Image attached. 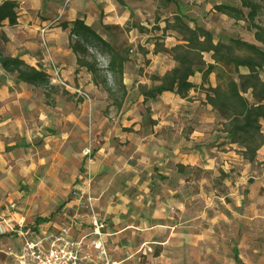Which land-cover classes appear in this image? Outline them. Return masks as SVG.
Segmentation results:
<instances>
[{
	"label": "crops",
	"instance_id": "1",
	"mask_svg": "<svg viewBox=\"0 0 264 264\" xmlns=\"http://www.w3.org/2000/svg\"><path fill=\"white\" fill-rule=\"evenodd\" d=\"M109 3L102 19L96 10L85 13L79 4L69 3L65 15L59 10L58 15L37 20L36 13L44 8L33 0H19L17 25L10 27L6 21L0 27L8 36L0 44L7 55H19L51 77L44 49L33 39L25 41L48 26L50 48L66 80L64 86L57 85L66 98L53 107L43 90L40 93L38 87L16 78L12 82L7 77L14 75L0 67V206L5 194L22 195L24 184H32L42 200L46 196L42 192L79 185L90 173L95 210L109 224L108 251L120 264H137L138 255L149 254L152 248L161 252L151 256L153 260L190 262L191 254L183 256L193 245L199 251L193 256L195 264H264V191L257 182L248 183V173L256 172L264 146L255 162L247 160L241 148L229 142L224 120L206 103V93L190 99L196 88L182 98L167 91L147 99L139 91L128 101L132 84L152 89L157 82L139 75L130 82L125 68L127 92L116 115L117 103L93 73L83 67L76 72L77 55L61 22L80 17L88 25L121 27L129 20L127 7L118 0ZM15 32H21L22 42L11 48ZM177 66L174 60L159 75ZM194 79L197 88L202 85ZM78 89L89 92L91 100ZM85 148H90L91 156L84 154ZM217 178L222 180L219 186ZM11 202L19 203L13 198ZM70 203L75 205L73 199ZM9 207L0 211V221L8 216L26 219L23 205L16 206L20 212H9ZM41 226L54 225L50 220ZM0 240L17 247L22 243L17 234ZM206 245L213 249L207 251Z\"/></svg>",
	"mask_w": 264,
	"mask_h": 264
},
{
	"label": "trees",
	"instance_id": "2",
	"mask_svg": "<svg viewBox=\"0 0 264 264\" xmlns=\"http://www.w3.org/2000/svg\"><path fill=\"white\" fill-rule=\"evenodd\" d=\"M167 4L175 0H163ZM123 3L124 0H118ZM240 4L223 3L215 5L221 14H226L235 20L247 18L256 30L254 37L258 43H249L242 39L229 38L228 41L217 40L212 30L198 24L191 28L181 16L174 23H169L168 28L179 32L180 43L166 47L179 66L173 67L161 76L153 74L152 79L157 83L152 89L140 85L139 91L147 98H156L167 91L186 97L191 90L196 88L192 78L197 72L204 74V80L215 72L216 84L206 90V103L212 105L219 118L224 120L223 131L227 133L230 143L240 147L243 156L255 162L257 153L264 146V24L257 23L256 19L264 18V0H240ZM19 0H2L0 3V27L8 22L10 27L18 23ZM68 31L70 46L77 55L78 67L86 68L98 80L100 69L92 60L90 48L93 44L108 53V65L116 83L126 95L124 72L128 62V49L123 44H117L112 30L116 25H104L102 28L108 36L104 37L93 25H88L85 19L77 17L73 21H62L60 25ZM0 37L8 40V36L0 29ZM212 52L214 62L207 63L203 58L205 52ZM0 67L16 79L29 85L41 88L47 98L51 96L50 90L57 89L52 84V78L42 68L27 64L18 56L7 55L0 48ZM218 68V69H217ZM244 69L245 71H242ZM106 91L113 94L107 87L106 80L101 81ZM53 214V213H52ZM50 216H38L31 225L38 230L39 225L50 221Z\"/></svg>",
	"mask_w": 264,
	"mask_h": 264
},
{
	"label": "rangeland",
	"instance_id": "3",
	"mask_svg": "<svg viewBox=\"0 0 264 264\" xmlns=\"http://www.w3.org/2000/svg\"><path fill=\"white\" fill-rule=\"evenodd\" d=\"M31 1V0H28ZM34 3L41 5L44 10L41 13V10L36 13V19L41 20L43 16H53L58 15V11L60 10V15L65 12L69 8V3L76 5L79 4L78 8L85 13H90L93 10H96V13L99 14V18H103L104 9L109 3V0H100L101 2H97V0H33ZM117 1V0H111ZM175 3H170L166 5V2L163 0H124L123 3L127 7L126 11L129 13V20L120 26V28H115L112 30L114 37L117 39V44H123L124 47L128 49V62L126 64V73L128 80L131 82L133 80H137L139 76L143 77V79H150L151 81L153 74L159 75V71H163L166 67H171L174 63V60L169 55V53L165 52L164 49L166 47H172L177 43H180L179 32L168 28L167 25L169 23H174L176 19L181 16L183 20L191 27L194 28L196 24L208 29L212 30L215 35V41L222 40L228 41L229 38H237L247 41L249 43H258L254 37L255 28L252 27V23L247 19H239L238 21L231 18L226 14H221L219 11L215 9V5L223 4V3H231L234 5L240 4V0H175ZM2 0H0V3ZM23 5V4H21ZM87 16V15H86ZM42 17V18H41ZM92 17V16H91ZM101 22V20H100ZM257 23L264 24V18L259 17L256 19ZM93 26L101 33L104 37L108 36V33L104 32L101 23H94ZM48 26H42L38 29V36L35 38L25 37V41H33L37 42L38 45L44 49L45 52V68L51 70V78L52 84L57 87V85L64 86L66 84V80L61 77L59 65L56 63L55 58L53 56L52 49L50 48L49 38H48ZM21 32L16 33L14 41L10 43L11 48H18L22 42L21 36H19ZM0 44H2V38L0 37ZM91 58L90 61L94 60L97 63L98 68L100 69L98 81L104 79L107 82V87L113 91L112 95L109 93L110 97L117 104L116 107L119 110L116 112V115L120 112V101L122 102L124 97L123 91H120L115 78L112 76L111 72L107 70L108 65V53L104 51L102 48L98 47L96 44L89 46ZM28 52L30 50H27ZM212 52H205L203 54V58L207 61V63L214 62L211 57ZM218 69V68H217ZM242 71H245L242 69ZM56 72L58 75H56ZM264 75V70L262 71ZM1 74V71H0ZM139 75V76H138ZM1 77V75H0ZM9 80L14 82L15 77H7ZM60 78L64 80L65 84L60 82ZM55 80L57 83L53 82ZM195 81L201 80L203 83L204 74L201 72H197L195 76ZM1 81V80H0ZM128 81V82H129ZM216 84V74L215 72L210 73V76L204 82V86L200 85L196 90L191 93V97L196 98L200 93L205 92L206 90L203 87L207 88L211 86V84ZM142 84H139L137 88L132 84L130 89L131 94L128 97L129 100H134L135 96L139 92V87ZM15 85H13L14 87ZM147 87V86H146ZM135 88V89H134ZM126 91V89H125ZM39 92H42V89L39 88ZM51 96L48 98L47 103L53 105V107H59V104L64 101L66 98V93L60 89H51ZM90 94V93H89ZM262 131L264 133V123ZM238 147V146H237ZM258 174V175H257ZM222 176V174H221ZM248 183H252L256 185H260V189L264 191V155L262 156V160L257 163V170L254 173H248ZM260 176V179L257 181V177ZM79 183V182H78ZM222 180L220 178L215 179V185H221ZM77 185V182L67 185L65 187L57 186V189H53L52 192H42V194L46 195L42 200L37 196L39 193L36 191L31 184H24L22 187L25 189L22 195L20 194H5L2 197V205L0 206V211H4L7 206H9L10 199L13 198L17 200L19 203L16 206L23 205L22 212L26 217V223H33L38 215L50 216L52 221L53 228L55 226H60L67 222V215L73 213H80L84 216L79 223L83 226L84 229H87L89 225V210L82 207L77 209L75 205H71V200L74 198L73 189L74 186ZM40 194V193H39ZM42 195V196H44ZM16 198V199H15ZM42 203V205H40ZM26 206V207H25ZM25 207V208H24ZM18 211L19 208H10L8 211ZM53 213V214H52ZM208 215V214H207ZM103 218V217H102ZM106 221L107 219L104 218ZM108 222V221H107ZM211 222H206V225ZM109 237V235H108ZM107 239V247L109 243V239ZM264 238V235H263ZM207 251L213 249V245H206ZM146 251H149L145 249ZM151 252H147L149 254H144L143 252L138 255L136 262L137 264H195L196 260L193 261V256L197 254L198 248L196 245L190 246V249L185 250V255L191 254V261L188 262H161V259L153 260V256L160 255V251H156L153 248L150 250ZM166 252L170 255L174 254L173 251L170 252L169 249ZM170 255H166V258H173ZM183 255V254H182ZM152 256V258H151ZM195 258V257H194ZM5 257L3 255L0 256V264L5 263ZM118 260V259H116Z\"/></svg>",
	"mask_w": 264,
	"mask_h": 264
},
{
	"label": "built area",
	"instance_id": "4",
	"mask_svg": "<svg viewBox=\"0 0 264 264\" xmlns=\"http://www.w3.org/2000/svg\"><path fill=\"white\" fill-rule=\"evenodd\" d=\"M60 82L65 84L61 78ZM77 92L85 100H91L89 92L80 89ZM83 151L87 156L92 154L90 148ZM93 188L94 180L88 173L81 184L73 189L75 206L89 210L90 226L80 232H77L82 226L79 221L83 215L80 213L70 215L67 222L58 227L41 226L38 230L30 227L24 217L18 220L4 217L0 221V236L17 234L22 243L17 247L0 240V256L6 258L2 264H120L121 261L109 254L106 239L109 224L95 210ZM16 205L11 202L10 208Z\"/></svg>",
	"mask_w": 264,
	"mask_h": 264
}]
</instances>
